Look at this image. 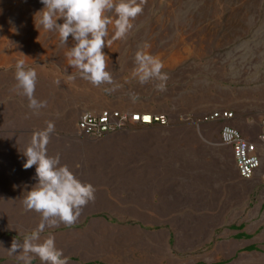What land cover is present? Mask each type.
Instances as JSON below:
<instances>
[{
  "label": "rangeland",
  "instance_id": "obj_1",
  "mask_svg": "<svg viewBox=\"0 0 264 264\" xmlns=\"http://www.w3.org/2000/svg\"><path fill=\"white\" fill-rule=\"evenodd\" d=\"M43 7L41 0H0V113L4 106L28 107L15 80L14 65L23 58L38 72L35 96L47 101V107L39 110L44 116L62 112L65 119L78 121L87 112L103 109L165 115L164 126L133 125L115 134L126 144L129 161L142 173L153 172L154 162L168 150L169 141L185 144L188 132L214 142L223 121L196 126L211 112H234L229 123L251 140L260 131L259 122L264 119V0H144L133 29L111 49L104 48L109 56L107 70L119 85L110 93L105 89L113 85L94 86L68 65L71 37L68 46H59L58 33L37 28L35 16ZM146 42L164 64L168 79L163 91L156 87L159 81L140 84L130 79L135 54ZM71 73L75 80L68 78ZM206 154L209 162L215 157L210 150ZM237 184L238 191L228 198L221 200L216 194L217 201L208 203L212 206H208L207 217L217 228L203 250H174L173 256L150 258L152 264H264V185L243 179ZM242 224L253 238L237 240L236 247L230 226ZM38 226L0 225V264H23L20 254L9 255L8 248L14 239L22 240ZM87 229V225H59L46 229L41 239L52 235L59 248L75 231L88 235ZM253 242L259 249L245 250ZM91 243L102 246L100 239ZM97 251L91 262L103 261L101 248ZM73 254L70 249L64 253L68 264H86ZM32 264L41 262L34 257Z\"/></svg>",
  "mask_w": 264,
  "mask_h": 264
},
{
  "label": "crops",
  "instance_id": "obj_2",
  "mask_svg": "<svg viewBox=\"0 0 264 264\" xmlns=\"http://www.w3.org/2000/svg\"><path fill=\"white\" fill-rule=\"evenodd\" d=\"M79 121L65 119L62 112L44 116L43 111L37 113L26 106L3 107L0 113V225L41 223V215L27 210L23 204L24 192L37 182L35 166L24 169L27 158L23 151L35 134L53 122L55 131L47 144L48 154L59 156L63 164L95 188V199L83 207L73 224L87 225L88 235L80 236L75 231L59 245L63 253L70 249L83 263L152 264L150 258L173 256L174 250L179 253L185 248L203 250L217 228L216 222L207 217L208 206H212L208 203L217 201L216 194L221 200L228 198L230 193L238 191L240 179L264 185L262 169L251 180L241 177L232 147L223 144V126L214 142H208L196 132H188L183 138L185 144L180 146L178 140L169 141L168 150L154 162L153 172L142 173L136 163L129 161L126 144L115 136L130 127L101 137L88 136L80 131ZM214 122L203 118L196 126L201 128L202 124ZM208 150L215 156L211 162L207 159ZM230 177L235 180L229 181ZM99 225H108V228L97 229ZM112 225L119 226L111 228ZM245 228V224L230 226L234 243L253 238ZM241 235L247 236L241 238ZM97 239L102 241V246L96 248L91 242L96 243ZM244 247L245 250L259 249L254 242ZM100 248L103 261L91 262Z\"/></svg>",
  "mask_w": 264,
  "mask_h": 264
},
{
  "label": "clouds",
  "instance_id": "obj_3",
  "mask_svg": "<svg viewBox=\"0 0 264 264\" xmlns=\"http://www.w3.org/2000/svg\"><path fill=\"white\" fill-rule=\"evenodd\" d=\"M41 3L44 7L35 16L37 28L58 33L59 46H68L71 37L72 44L66 51L68 65L92 85H113L105 91H116L119 85L107 70L109 56L104 48L111 49L115 41L125 38L133 29V21L143 12L144 0H41ZM150 49L151 44L146 42L136 52L130 79L140 84L159 81L156 87L163 91L168 76L163 72V62ZM14 67L16 88L27 97L28 107L37 113L46 108L47 101L35 96L37 70L23 58L17 59ZM68 78L75 80L77 77L71 73ZM54 131V123L49 122L23 151L27 158L24 169L35 166L37 181L31 190L24 192L23 204L27 210L41 215L39 226L24 235L22 240L14 239L8 248L9 255L20 254L18 259L23 264H32L34 257H38L41 264H68V258L57 247L55 237L49 235L41 239L42 233L59 227L60 223L72 226L83 207L95 199V188L91 183L81 180L69 165L61 162L59 156L48 154L47 144Z\"/></svg>",
  "mask_w": 264,
  "mask_h": 264
},
{
  "label": "built area",
  "instance_id": "obj_4",
  "mask_svg": "<svg viewBox=\"0 0 264 264\" xmlns=\"http://www.w3.org/2000/svg\"><path fill=\"white\" fill-rule=\"evenodd\" d=\"M235 113L229 110L212 112L205 121H223L222 141L233 149V154L242 178L253 179L259 170H264V119L262 130L254 140L229 123ZM167 124L163 114L128 112L119 109H103L85 113L79 121L80 131L88 136L101 137L119 132L133 125Z\"/></svg>",
  "mask_w": 264,
  "mask_h": 264
},
{
  "label": "trees",
  "instance_id": "obj_5",
  "mask_svg": "<svg viewBox=\"0 0 264 264\" xmlns=\"http://www.w3.org/2000/svg\"><path fill=\"white\" fill-rule=\"evenodd\" d=\"M245 236H247V235H241V238L242 237H245ZM248 251H253V250H257V248L256 247H251V248H249V249H247Z\"/></svg>",
  "mask_w": 264,
  "mask_h": 264
}]
</instances>
